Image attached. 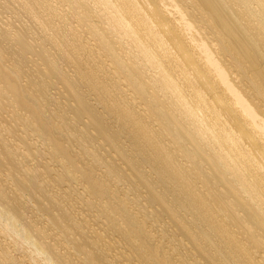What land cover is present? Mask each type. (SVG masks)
<instances>
[{
	"label": "bare ground",
	"instance_id": "obj_1",
	"mask_svg": "<svg viewBox=\"0 0 264 264\" xmlns=\"http://www.w3.org/2000/svg\"><path fill=\"white\" fill-rule=\"evenodd\" d=\"M120 262L264 264V0H0V264Z\"/></svg>",
	"mask_w": 264,
	"mask_h": 264
},
{
	"label": "rangeland",
	"instance_id": "obj_2",
	"mask_svg": "<svg viewBox=\"0 0 264 264\" xmlns=\"http://www.w3.org/2000/svg\"><path fill=\"white\" fill-rule=\"evenodd\" d=\"M4 14H5V15H4ZM3 15H4L5 17L7 16L6 19H10V18L12 19V18L14 17V16L12 17L11 12H9V11H5V12L2 13V19L4 18V20H6L5 17H4ZM51 91H54V90L51 89ZM74 208H76L75 211L78 210V207H74ZM75 211H74V212H75ZM87 219H90L89 216H88ZM111 252L114 253V251H110V253H111ZM114 254H115V253H114ZM120 260H122V259L120 258ZM124 262H125V261H124ZM124 262H120V264H124Z\"/></svg>",
	"mask_w": 264,
	"mask_h": 264
}]
</instances>
